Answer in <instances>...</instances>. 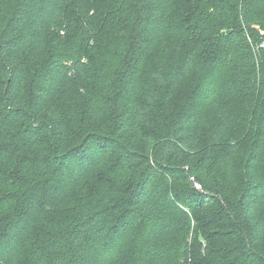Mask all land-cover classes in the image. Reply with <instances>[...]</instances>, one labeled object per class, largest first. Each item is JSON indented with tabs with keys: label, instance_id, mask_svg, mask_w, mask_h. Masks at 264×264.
<instances>
[{
	"label": "trees",
	"instance_id": "trees-1",
	"mask_svg": "<svg viewBox=\"0 0 264 264\" xmlns=\"http://www.w3.org/2000/svg\"><path fill=\"white\" fill-rule=\"evenodd\" d=\"M264 0H0V264H264Z\"/></svg>",
	"mask_w": 264,
	"mask_h": 264
},
{
	"label": "built area",
	"instance_id": "built-area-1",
	"mask_svg": "<svg viewBox=\"0 0 264 264\" xmlns=\"http://www.w3.org/2000/svg\"><path fill=\"white\" fill-rule=\"evenodd\" d=\"M262 45H264V44H262Z\"/></svg>",
	"mask_w": 264,
	"mask_h": 264
}]
</instances>
